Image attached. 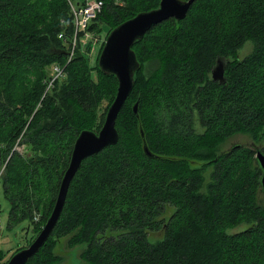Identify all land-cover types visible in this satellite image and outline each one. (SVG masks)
Instances as JSON below:
<instances>
[{"label": "trees", "instance_id": "1", "mask_svg": "<svg viewBox=\"0 0 264 264\" xmlns=\"http://www.w3.org/2000/svg\"><path fill=\"white\" fill-rule=\"evenodd\" d=\"M69 1L84 0H0V190L9 203L7 227L27 220L33 232L41 229L76 135L99 129L116 92L115 76L96 64L103 40L91 63L79 45L66 61L74 27ZM102 1L87 26L92 32L158 3ZM247 39L252 50L239 57ZM133 48L141 66L116 118L119 139L83 159L52 233L25 264H59L55 247L65 235L68 246L85 244L86 264H264L255 150L219 148L241 132L264 152V0H194L184 18L153 25ZM219 57L222 81L211 75ZM150 61L155 67L144 72ZM54 64L64 66V75L45 91ZM139 124L157 156L144 152ZM18 144L28 145L31 156ZM167 206L169 216L157 218ZM241 223L247 226L229 231ZM148 228L162 229V237L150 241ZM3 257L0 249V264Z\"/></svg>", "mask_w": 264, "mask_h": 264}, {"label": "water", "instance_id": "2", "mask_svg": "<svg viewBox=\"0 0 264 264\" xmlns=\"http://www.w3.org/2000/svg\"><path fill=\"white\" fill-rule=\"evenodd\" d=\"M193 1L158 0L156 6L137 11L134 15L120 21L107 31L96 57V64L103 73L115 76L117 86L115 95L106 108L103 122L98 130L83 128L78 132L49 215L33 239L27 245L15 250L3 264H25L32 255L39 251L60 217L69 185L83 159L118 141L119 132L116 127V118L134 85L135 72L141 66L133 44L142 39L146 31L153 25L170 17H173L175 21L184 18ZM224 68V58H217L211 69L212 78L222 81L224 79ZM132 111L137 117L139 116L138 99L134 101ZM139 131L146 155L150 157L157 156L148 147L140 124ZM235 145L243 144L235 143ZM253 149L255 150L256 163L261 170L259 177L260 191L264 192V152L258 144Z\"/></svg>", "mask_w": 264, "mask_h": 264}, {"label": "rangeland", "instance_id": "3", "mask_svg": "<svg viewBox=\"0 0 264 264\" xmlns=\"http://www.w3.org/2000/svg\"><path fill=\"white\" fill-rule=\"evenodd\" d=\"M108 30L107 26L102 27V31H90L83 33L76 44L79 45L80 49L90 57V63L92 62L94 56L96 55L99 45L105 36V32ZM67 47L69 45H66ZM75 47V48H76ZM253 47V42L251 39H247L244 44L238 49V56L243 57L248 54ZM76 51V49H75ZM156 65L155 61L148 62L144 67V72H149ZM148 74V73H146ZM195 128L200 130L198 120L194 117ZM235 143H242L255 148L257 145L249 133H235L229 136L223 143L220 144V149L229 148ZM16 148L23 153L25 156H31L33 153L32 149L26 144H18ZM257 201L264 206V192L258 191ZM9 203L7 199L3 196L0 190V249L4 252V257L2 261L7 260V258L15 251L17 246L26 245L27 241L32 239L36 232H33L31 225L27 220H23L18 224L7 227V214H8ZM173 211L172 206H167L166 210L158 215L157 218H167L169 214ZM247 226V223H241L229 229V231H236L243 229ZM163 235L162 229H147V236L150 241H155L161 238ZM33 236V237H32ZM68 235L62 236L58 239L55 251L60 254L61 261L59 264H86L84 260L80 258V253L84 248L85 244H76L74 246L67 245Z\"/></svg>", "mask_w": 264, "mask_h": 264}, {"label": "built area", "instance_id": "4", "mask_svg": "<svg viewBox=\"0 0 264 264\" xmlns=\"http://www.w3.org/2000/svg\"><path fill=\"white\" fill-rule=\"evenodd\" d=\"M102 5V0H84L82 3L79 4L70 2V9L74 27L71 42H69L66 61H69L73 56L76 44L79 41V38L83 35V33L90 32L87 29V26L92 21V19L101 11ZM80 32H82V34H80ZM60 35L61 33L59 34V36ZM51 71L52 73L50 74L51 76L47 79L45 91L54 85L55 80L58 77L64 75V66L54 64L53 69Z\"/></svg>", "mask_w": 264, "mask_h": 264}]
</instances>
